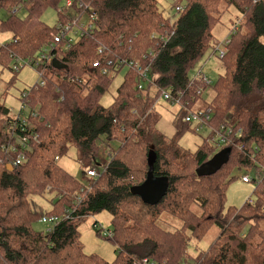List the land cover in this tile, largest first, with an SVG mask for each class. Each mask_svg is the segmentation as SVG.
Masks as SVG:
<instances>
[{"label":"trees","instance_id":"16d2710c","mask_svg":"<svg viewBox=\"0 0 264 264\" xmlns=\"http://www.w3.org/2000/svg\"><path fill=\"white\" fill-rule=\"evenodd\" d=\"M170 7L175 16L166 15L159 0H73L70 6L65 0H0V32L11 34L0 44V83L3 70L10 71L9 90L24 65L40 71L44 82L25 89V97L20 92V117L0 98V264H264V0H172ZM229 7L238 16L219 59L223 73L210 85L190 79L205 53H212L213 30ZM48 8L56 10V24L86 20L91 12L96 18L67 47L54 42L56 24L42 20ZM52 59L65 68L53 67ZM20 60L26 64L18 67ZM130 62L147 66V78ZM122 71L113 101L103 106L101 98ZM209 87L214 94L206 107L212 116L204 128L210 133L190 151L179 144L183 132L197 129L183 120L187 112L178 108L177 132L170 138L158 129L155 102L173 104L162 95L170 90L193 107ZM210 126L233 133L218 145L210 141ZM6 145L15 150L5 152ZM226 147L227 163L212 175L196 174ZM70 149L85 175L98 169L105 150L104 168L88 189L58 164ZM20 152L24 160L13 165ZM149 156L153 177L166 185L152 203L130 191L146 179ZM235 170L254 184L240 207L226 205ZM31 196H49L50 210H33ZM102 211L111 216L110 231L101 235L102 228L93 225L114 246L111 262L85 253L79 231L87 217ZM164 215L172 222L166 225L176 219L180 226L163 228ZM49 216L59 219L50 231L34 228ZM213 225L216 238L190 256L192 241Z\"/></svg>","mask_w":264,"mask_h":264},{"label":"rangeland","instance_id":"374dc122","mask_svg":"<svg viewBox=\"0 0 264 264\" xmlns=\"http://www.w3.org/2000/svg\"><path fill=\"white\" fill-rule=\"evenodd\" d=\"M172 0H159L160 8L163 9L164 13L169 16H175L176 10L175 8L170 7V3ZM59 10H62V7H59ZM24 11L20 10L19 14L24 15ZM71 13V11H68ZM1 18L4 17L3 14H0ZM238 13L232 7H229L223 10V14L221 16L220 22L215 26L213 30V35L217 41H222L228 38L229 32L232 30L233 24L236 22V18ZM57 13L56 10L52 8H48L45 10L42 16V20L48 25L56 24ZM11 38V34L9 32H0V44L6 43ZM201 69L202 73L209 77L214 84V81L217 77L223 73V67L221 61L217 58L216 55H212L211 50L207 51L203 58L196 64V66L189 72L190 79L196 76L197 71ZM123 71L116 77L114 83L109 88V90L105 93V95L101 98V104L103 106H108L113 101L114 96L116 95L117 86L121 83ZM11 78V73L8 70H3L1 73V83H0V98L6 104V106L10 109L11 113H17L19 107V96L20 92L25 89H30L35 85L39 80L38 73L36 70L29 66L24 65L16 74V80L13 86L6 90L7 83ZM152 94L155 92L152 90ZM214 92L209 87L202 91L201 97L198 99L197 103L193 107H187L188 104H184L181 102V105L170 104L164 101L162 98H159L155 102V109L160 112L161 119L158 124V129L162 131L168 137H174L177 130L173 125L174 116L178 111V108H183L185 112L187 110H197L206 108L207 102L212 99ZM211 130L213 128L210 126ZM210 131L207 128L196 129V131L186 130L182 133L179 138V144L181 147L185 149H189L190 151H194L202 142L203 137L206 134H209ZM105 151V150H104ZM102 151L101 155L98 158V164L100 162H106V155ZM59 166H61L65 171L69 172L73 176H75L84 187L90 186L89 178L84 174V171L79 167L75 160V151L74 149H70L68 154L62 157L58 161ZM236 176V179L233 180L226 192V205L227 206H235L240 207L245 201H247L252 196V191L254 189V184L251 182L244 183L241 180L242 175L244 176V171L235 170L233 173ZM92 181V180H91ZM31 202V208L38 212H46L50 210L51 204L49 202L50 197L44 196H31L29 197ZM198 212L196 208L193 209ZM111 216L108 212L102 211L93 216L87 217L80 225L79 231L81 234V241L84 246V252L87 254H95L103 259L111 262L115 257V249L114 246L101 235L107 234L111 229L110 219ZM164 224L159 222L163 228L172 229L174 227L180 226V221L173 219V225H166L165 223L170 222L169 217L164 215ZM96 222L97 226L102 228L101 235L96 233V228L94 227V223ZM34 228L38 231H44L47 227L41 222H37L34 224ZM219 229L217 226L213 225L210 227L204 238H202L198 242L192 241L191 245L188 248V253L190 256H195L199 251L206 250L208 246L212 243V241L216 238Z\"/></svg>","mask_w":264,"mask_h":264},{"label":"built area","instance_id":"2783aa9c","mask_svg":"<svg viewBox=\"0 0 264 264\" xmlns=\"http://www.w3.org/2000/svg\"><path fill=\"white\" fill-rule=\"evenodd\" d=\"M73 0H65V3L67 6H70L72 4ZM80 7L82 6L81 3L78 4ZM182 7H178L177 10H181ZM96 15L94 12H91L88 15V19H82L81 17H77L74 19H70L67 23H62L59 22L56 24V33L54 34V42L58 43L60 41H64L65 45L68 47L70 46V44L74 43L77 39H79L80 37H82L85 33H87L88 31H90L92 29V24L93 21L95 20ZM236 29V27H235ZM230 43V39L229 37L220 41H216L214 48L212 50V55H216L218 59H222V57L224 56L226 50H227V45ZM24 64H26V62H23L22 60L18 61L17 65L19 66H23ZM35 65H38L37 63H35ZM95 66L98 65L97 62L94 63ZM17 66L15 67V69L18 68ZM129 67L136 69L137 71H139V74L141 75V77L143 79L147 78V66L144 67L143 69H141L140 65H138L137 63H129ZM34 68V67H33ZM38 73L39 76V80L38 82L35 83V85L32 87V89H38L41 85H43V79H42V73L39 71H36ZM196 78H200L201 81L204 84L210 85L213 83V81L207 77L205 74L202 73V71L199 69L196 73ZM140 88V85H139ZM199 93V90H197V94ZM28 94V90H25L22 92V96L25 97ZM162 95L163 98L165 100H171V102L175 105H181V98L182 95L179 93L173 94L170 90L167 91H162ZM25 108V104L23 102L20 103L19 107H18V116L20 117V115L23 114V110ZM211 116H212V110L208 107L204 108V109H197V110H187L186 115L183 117V120L185 122H190L191 124H195L197 129H202L205 126L208 125L209 121L211 120ZM212 135L210 137V141L214 142L216 141L218 145L226 143L227 140H229L230 136L232 135V129L228 128V129H223V130H212ZM239 132V130H238ZM26 142V138H21L20 143L22 145V147H24ZM9 150H15V147L12 146L10 148V145H6L5 146V152H9ZM24 160V154L22 152H20L16 159L13 161V165H17L22 163V161ZM105 165V162H100L98 164V169L96 168H91L89 170H87L86 172V176L89 178L90 182L91 180H94L96 177H98L101 173L100 169H103ZM255 178L257 179V177L255 176ZM242 181L244 183H248L251 181V177L249 175H244L242 176ZM86 189H88V187L85 186ZM44 224H46L47 226V230L50 231L52 227H54V225H56L59 221V219L56 216H49V217H43L41 220ZM143 262H146V260L144 259Z\"/></svg>","mask_w":264,"mask_h":264},{"label":"water","instance_id":"95a60500","mask_svg":"<svg viewBox=\"0 0 264 264\" xmlns=\"http://www.w3.org/2000/svg\"><path fill=\"white\" fill-rule=\"evenodd\" d=\"M52 65L55 68H65V65L57 59H52ZM231 149L226 147L216 152L207 161L198 166L195 170L198 176L212 175L218 171L225 163H227L230 156ZM149 169L147 171L146 179L139 185L130 188L132 194L138 195L144 202L152 203L154 200L163 194L166 185L153 177L152 159L148 157ZM8 169H12L11 164H7ZM162 190L161 192L159 190Z\"/></svg>","mask_w":264,"mask_h":264}]
</instances>
